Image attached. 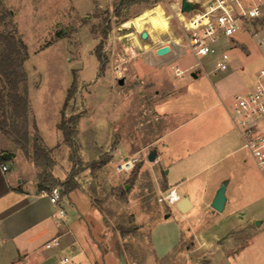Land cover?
Returning a JSON list of instances; mask_svg holds the SVG:
<instances>
[{
  "label": "rangeland",
  "instance_id": "obj_1",
  "mask_svg": "<svg viewBox=\"0 0 264 264\" xmlns=\"http://www.w3.org/2000/svg\"><path fill=\"white\" fill-rule=\"evenodd\" d=\"M118 3V0H0V12L5 16L0 30L15 31L28 47L24 70L29 90L30 139L32 141L37 130L42 144L54 156L53 172L62 178L70 174L73 163L59 124L63 119L79 117L74 136L75 168L85 198L80 199L83 218L72 222L70 227L84 252L80 254L81 248L77 245L75 251L66 248L55 254L52 264H96L88 260L90 254L97 264H122L120 248L124 249L126 264H207L205 254L198 249L202 244L201 237L213 245L218 244L215 236L227 232L238 213L230 207L218 212L209 203L202 206L197 197L205 193V179L216 175L225 165L223 162L207 167L198 159L206 144L201 130L206 115L187 122L192 109L184 101L174 107L175 114L171 119L166 117L163 106L154 111L142 110L134 86L136 79L128 77L134 65L138 66L141 53L147 50L148 40L142 38V32H150L160 39L171 32L184 35L181 21L175 16L170 0H136L129 7H119ZM116 8H120L119 14ZM179 17L186 23L181 14ZM244 29L248 32L233 37L245 46L236 44L230 48L222 41L220 47L236 59V65L240 64L239 72L236 69L239 76L252 83L256 80V72L262 68L258 60L260 50L256 37L249 33L250 24ZM131 44L140 54L135 59L128 58ZM98 48L102 61L98 57ZM195 61L188 53L174 66L185 69ZM201 62L205 69L211 66L210 57L201 58ZM117 65L122 76L115 71ZM162 71L178 80L170 65ZM123 75L127 78L125 84L120 85ZM184 76L189 79V72ZM225 86L228 87L224 100L233 108L240 91L232 93L227 81ZM127 97L131 99V109L123 108ZM167 126L175 128L168 139L163 142L159 138L152 148H144L146 141ZM127 130L141 135L130 143L129 151L141 162L128 176H123L116 172L117 161L112 159V153L127 140V135L122 132ZM164 143L174 146L167 150L170 156L165 154ZM152 149L160 150L163 157L155 162L148 161ZM0 150H4L2 154L18 153L23 160H13L19 168L24 167L28 177L23 185L32 186V181L28 180L32 174L26 161L27 157H32V152L25 155L1 130ZM241 154L246 158L245 173L257 188L259 195L256 198H262L254 209L263 214L264 178L248 152L243 150ZM172 160H175L173 164ZM15 163L12 164L14 169ZM168 169L171 170L168 176L170 188H175L180 196H190L193 207L185 213L177 208L178 201L171 204L166 199L172 191L164 181ZM231 178L227 194L230 196L234 190L240 194L236 204L255 199L243 190L242 172L233 171ZM165 215H169L168 218ZM90 233L93 244H89ZM212 233L215 235L208 237ZM152 241L161 254L168 253L177 241L179 243L171 253L159 258ZM40 243V238L35 240L39 251L38 255H32V258L38 257L37 262L43 255L54 252ZM65 258L68 262L62 263ZM214 264L224 263L217 260ZM228 264L233 263L229 261Z\"/></svg>",
  "mask_w": 264,
  "mask_h": 264
},
{
  "label": "crops",
  "instance_id": "obj_2",
  "mask_svg": "<svg viewBox=\"0 0 264 264\" xmlns=\"http://www.w3.org/2000/svg\"><path fill=\"white\" fill-rule=\"evenodd\" d=\"M171 5L175 16L180 20L177 7L174 4ZM181 29L183 30V27ZM245 31L247 30L244 29L238 33ZM147 33V50L141 53V60H139L138 66L134 65L128 74V77L133 80L136 79L134 86L138 93L139 105L142 110L148 109L150 111H154L158 106H163L166 111V117L171 119L175 114L173 112L174 107L184 101V104H187L188 108L192 109L191 116L186 120L187 122H194V120L205 114L206 117L203 119L201 130L206 139V144L202 147V153L198 159L203 160L208 165L207 167H212L223 162L225 164L216 175L213 174L205 179V193L197 196L200 204L205 206L209 203L211 206L216 190L224 180L229 181L228 191L232 181L231 173L233 171L243 173V190L255 196L254 200L241 201V203L236 204L240 198V194L234 190L229 196L226 191L227 202L224 211L229 207L233 211H237L238 215L234 218L235 223L227 232L215 236L218 244L213 245L212 242L207 241L205 237H201L200 235L202 244L198 249L202 250L205 254L204 257L206 258L204 260L207 261V264H214L217 260L222 261L224 264H228L229 261H232L233 264H264V213L258 214V209H254L255 205L261 202L262 198H256L259 195L257 188L254 186L250 177L246 175V170L243 168L244 163H246V158L241 154L243 150H246L243 148V138L232 120V107L227 105L224 100V97H227L225 95L226 88L228 87L225 86L226 81L229 83L232 93L235 94L239 93V91L241 93V91L245 92L251 89L256 80L250 83L240 77L238 74L240 64L236 65V59L233 57H231L229 69L225 72L215 70L213 62L211 61V66L207 69L203 66L202 68H194L187 71L190 74L189 79H186L185 76L181 78L177 77L173 71V76L178 79L174 80L168 73H163L162 70L165 66L169 67L170 65L172 68L175 64L178 65L190 53L185 45V36H178L175 32H171L160 39V37L155 38L150 32ZM249 33L256 37V44L260 50L258 60L263 68L264 13L260 19L250 24ZM222 41L224 45H228L230 48L236 44H242L233 36ZM164 45L170 47V52L166 55L159 56L157 50ZM195 60L185 70L192 68L197 62L196 58ZM236 69L238 72H236ZM194 71L198 72L197 78L191 76V73ZM257 74L258 72H256V78ZM126 78V75H123L122 79L124 80V84ZM201 79L202 81H200ZM183 97L187 98L184 100L182 99ZM127 100V102L123 100V108L131 109L130 97H127ZM140 121L142 122V120ZM174 129L170 126L161 129L160 132L155 133L151 139L145 142L144 148H152L159 138H162L164 142L170 137ZM194 131L196 132V130ZM122 132L123 135H127V140H125L124 144H121V148L119 147L112 153V159L116 160L117 164L125 157L132 155L129 152L132 148L130 143L141 138V135L135 132L128 130ZM153 132H156L155 129ZM107 134L110 136L111 130L108 129ZM126 141L130 142L127 144ZM164 146L166 148L165 154L170 156L167 150L169 151L174 146L166 143H164ZM3 152L4 150H0L3 157L10 154L11 159L9 161L0 160V264H19L21 262L28 264H52L56 253L62 252L66 248L75 251L76 245L81 248L80 254H82L84 250L79 243V238H76L74 231L70 227L72 222L83 218L80 199L85 198V196L81 190V182L78 176L76 177L79 183L78 189L67 196H63L61 205L66 209L67 216L62 221L55 218L56 206L49 197L38 192V169L34 165L31 159L32 157H27L26 160L27 168L32 174L30 179H28L32 181V186L24 187L23 182L27 181L28 178L25 169L24 167L19 168L18 164L13 160L17 159L21 161L23 159L18 153L6 152L2 154ZM157 153L158 159L163 157L160 150H157ZM52 157L54 159V156ZM249 157L252 158L250 154ZM175 160H172L173 162L171 164ZM13 163H15L16 169L13 168ZM4 166L7 167L6 170H4ZM170 172L171 170L168 169L164 173L165 186L169 190H174L175 188H170L168 179ZM54 175L58 179L67 177V174L63 178L56 173ZM19 176L23 177L21 178ZM176 194L179 196L178 201L187 197L191 203L189 195L180 196L177 190ZM87 200L89 202V199ZM232 207H235V209ZM214 235L212 233L208 237H213ZM54 237L60 238L61 245L59 248H55L54 252L52 251L49 255H43L42 259H39L38 262V257L32 258V255H38L39 251V246L35 245L36 239L40 238L41 243L45 244ZM221 239L223 241L219 242ZM179 241L165 254L158 253L152 241L153 250L157 257H165L174 250ZM92 242L94 243L93 235L90 233L89 244H93ZM122 250L124 252V249ZM87 258L91 263L95 262L97 264L98 262L95 261L93 254L88 255Z\"/></svg>",
  "mask_w": 264,
  "mask_h": 264
},
{
  "label": "built area",
  "instance_id": "obj_3",
  "mask_svg": "<svg viewBox=\"0 0 264 264\" xmlns=\"http://www.w3.org/2000/svg\"><path fill=\"white\" fill-rule=\"evenodd\" d=\"M185 20L181 24L185 36V45L197 59L190 69L173 66L174 74L183 77L187 71L202 68L201 58L210 57L217 71L225 72L231 64V56L227 50L221 49L220 42L242 31L245 25L257 21L263 16L264 0H186L194 5L190 12L182 11L183 0H170ZM131 59L139 56L136 47H128ZM115 71L122 76L120 66ZM232 120L243 138V148L246 149L264 178V67L258 71L256 81L251 89L239 93L231 111ZM141 159L135 155L127 156L116 165V172L128 176ZM7 169L6 166L3 167ZM172 190L166 199L174 204L179 196ZM56 206L55 218L65 220L66 209L60 186L42 193ZM60 238L54 237L45 243L47 249L59 248ZM68 258L62 263L68 262Z\"/></svg>",
  "mask_w": 264,
  "mask_h": 264
},
{
  "label": "trees",
  "instance_id": "obj_4",
  "mask_svg": "<svg viewBox=\"0 0 264 264\" xmlns=\"http://www.w3.org/2000/svg\"><path fill=\"white\" fill-rule=\"evenodd\" d=\"M119 7L131 6L136 0H118ZM117 14L120 8H116ZM10 15V13H8ZM5 16L0 12V23L4 22ZM108 30L105 31V34ZM98 57L101 59L100 48L97 49ZM28 47L18 38L15 31L0 30V130L17 146L25 155L32 152L33 163L38 169L37 188L38 192L50 191L55 186H60L62 195L67 196L79 187L76 179V144L75 134L79 117L63 119L59 128L62 130L65 143L70 147V159L73 168L70 174L64 179H58L53 172L55 161L52 151L41 142L38 131H35L34 138L30 139L29 132V90L27 85V73L24 70V63L28 59ZM71 89L68 91L71 96ZM68 122H71L69 125ZM11 155L3 157L1 161H9ZM103 164V163H102Z\"/></svg>",
  "mask_w": 264,
  "mask_h": 264
},
{
  "label": "water",
  "instance_id": "obj_5",
  "mask_svg": "<svg viewBox=\"0 0 264 264\" xmlns=\"http://www.w3.org/2000/svg\"><path fill=\"white\" fill-rule=\"evenodd\" d=\"M193 7H194V5L189 3V2H187L186 0L182 1V11L183 12H190L191 10H193ZM142 38L145 39V40L148 38L147 31H143L142 32ZM169 52H170V47L168 45H164V46L160 47L157 50V54L159 56L166 55ZM191 76L193 78H197L198 72H196V71L192 72ZM119 84L123 85L124 84V80L120 79L119 80ZM157 157H158L157 150L156 149H152L150 151L149 155H148V161L155 162ZM228 183H229L228 180H224L220 184V186L216 190L215 196H214V198H213V200L211 202V207L214 210L218 211V212L224 211V208H225V205H226V202H227L226 191H227ZM191 206L192 205L189 202V199L187 197H184L180 201L177 202V208L183 213L188 211L191 208ZM168 216L169 215H165V218H168ZM119 257H120L121 263L122 264H126L125 255H124V252H123V250L121 248L119 250Z\"/></svg>",
  "mask_w": 264,
  "mask_h": 264
},
{
  "label": "bare ground",
  "instance_id": "obj_6",
  "mask_svg": "<svg viewBox=\"0 0 264 264\" xmlns=\"http://www.w3.org/2000/svg\"><path fill=\"white\" fill-rule=\"evenodd\" d=\"M187 24V23H186ZM176 193V192H175Z\"/></svg>",
  "mask_w": 264,
  "mask_h": 264
}]
</instances>
